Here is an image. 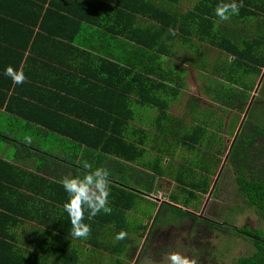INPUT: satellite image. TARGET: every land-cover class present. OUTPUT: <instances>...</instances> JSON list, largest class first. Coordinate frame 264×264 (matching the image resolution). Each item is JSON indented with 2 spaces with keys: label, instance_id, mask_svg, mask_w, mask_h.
<instances>
[{
  "label": "crops",
  "instance_id": "1",
  "mask_svg": "<svg viewBox=\"0 0 264 264\" xmlns=\"http://www.w3.org/2000/svg\"><path fill=\"white\" fill-rule=\"evenodd\" d=\"M161 1L176 18L177 25L162 27L148 16L135 14L132 24L123 26L126 19L120 22L117 17H110L105 9L111 4L105 0H0V93L13 99L10 109L6 107L7 101L0 106V132L19 140L26 138L33 149L57 155L55 159H43L33 156L35 151L28 153L13 142L0 141V160L16 169H2L11 181L0 178V264L105 263L107 252L93 248L89 236H70L71 223L63 208L68 194L59 181L64 176L82 177L86 171L83 161L94 167L97 163L92 162L94 158L88 155L90 148L85 144L50 128H60L57 121L63 118L64 130L72 133L73 126L69 127L67 121L76 118L69 112L76 103L105 106L113 102L119 109L122 99L116 95L107 97L105 89L124 88L123 100L131 108L130 131L140 128L145 132L141 134L143 144L135 143L143 155L132 163L112 156L111 163L115 165L113 162L120 160L133 169L120 176L121 181L159 185L161 190L141 200L154 207L150 209L157 210L160 204L169 203L187 210L188 204L162 200V195H166L162 184L167 181L177 186L175 177L166 171L174 173L183 166L199 172L192 160L201 155L200 151L205 163L210 156H217V151L222 153V137L235 132L236 125L230 121L239 116L244 119L255 100L252 92H256L258 99L261 96L264 67L258 76L244 73L245 86L228 80L227 77L237 79L240 75L234 72L244 71V64L236 63L233 54L212 43L227 38L242 47V37L248 35L243 28L214 18L222 32H209L195 22L196 16H200V6L196 7L200 0ZM144 6L147 10L148 5ZM161 19L170 22L169 15L164 14ZM12 20L16 24H11ZM138 27L153 29L157 38L150 35L152 31L141 37ZM173 30L175 35L171 34ZM9 65L23 70V84H13L4 74ZM143 68H147L145 73L141 72ZM138 76L147 78L149 83ZM218 82L224 85L219 86ZM148 85L150 90L157 85L165 88L148 93ZM225 85L231 98L220 93L226 91ZM252 85L250 91L247 86ZM25 103L60 116L56 118L47 111L20 116L12 113L13 107L18 110ZM87 109V117L100 114ZM33 119H48V127L25 122ZM202 125L207 129L206 136L211 137L209 141L198 140L203 134L198 131ZM79 134L83 137L80 130ZM195 140L203 146L193 144ZM157 158L164 173L153 170ZM218 165L212 168L209 184ZM171 194H167L169 200ZM145 210L140 209V215ZM149 210L145 214L149 215Z\"/></svg>",
  "mask_w": 264,
  "mask_h": 264
},
{
  "label": "trees",
  "instance_id": "2",
  "mask_svg": "<svg viewBox=\"0 0 264 264\" xmlns=\"http://www.w3.org/2000/svg\"><path fill=\"white\" fill-rule=\"evenodd\" d=\"M108 4H111L107 9V13H110V17L118 18L120 22L122 19L126 23L123 26H129L132 24V20L135 18V14H141L143 16H148L149 18L160 22L161 26L167 25H177L176 18L169 13L164 2L161 0H105ZM142 4H140V3ZM222 2H228V0H200L198 11L200 16L197 17L195 22L198 27H205L209 32L220 33L222 32L219 26H216L213 22V19H219L214 12V9L217 4ZM237 3H242V7L240 8L239 15L232 16L229 20L226 21L228 24H232L235 27L239 25L243 28V32L245 35L242 37V47H239L235 42L228 41L225 39H217L213 40L212 43L218 47H223L226 52L231 53L235 56L236 63L244 64L243 69L237 70L234 74H239L240 76L237 79L229 78L235 83H239L243 86L246 83L242 80V76L244 73L247 75L254 74L255 76L260 75L261 68L264 67V0H236ZM148 5V9L145 10L144 5ZM163 5V7H162ZM164 14L169 15L170 22H162V17ZM9 15V14H7ZM13 16V15H12ZM16 24L15 20L11 21V24ZM183 24V21H181ZM187 26H190L189 24ZM203 27V28H204ZM225 29H230L226 28ZM138 32L141 34V37H144L145 33L152 31L150 35L152 37L157 38V33L151 29L147 28V30L138 27ZM141 44H144L142 41ZM113 58V55H110ZM10 59V58H9ZM114 59V58H113ZM18 63V62H16ZM147 68H143L141 72H144ZM247 71V72H245ZM141 75V74H140ZM234 76V75H233ZM139 78L148 81L147 78L143 76H138ZM219 86H223L224 83L218 82ZM264 86V84H263ZM150 85H148V93L154 92L155 90H159L160 88L164 89L162 85H157L150 90ZM117 89H105L107 97L119 96L122 100V107L119 109L115 107L113 102L108 103V105L96 104L92 103L89 105H84L82 103H74L75 109L69 110L76 116L73 120H68L67 124L72 128V133H67L64 130L63 118H60L57 123H59L60 128L50 127L52 130L57 132L58 134L67 136L72 138V140H76L74 142H80L85 144V146L89 147L88 155H90L94 160H97V163L93 165V169H95L98 165L100 167L106 168L110 175L108 177L110 184V194L108 197V204L112 209L110 215L104 214L101 212L98 214L93 220L88 223L91 225V233L89 235V242L93 248L104 249L110 255L114 256L112 263L113 264H122L123 260H133L135 257V251L141 245V238L145 237V233H147L148 223L142 224H133L131 220L128 219V211L137 212L140 214V206L141 200L144 199L143 196H147L149 194H155L157 189H159V185H153V183L147 184H136L131 185L128 182L121 181L120 176L125 173H129L130 170H133L130 166L126 165L124 162L120 161L121 159L126 162H137L143 155V151L139 149L136 144H143L142 135L145 134L142 129H133L131 130V125L129 124V113L131 108H129V103L126 104L123 100L126 90L124 88ZM247 88L251 91L253 85ZM146 90V89H145ZM231 90V89H230ZM232 91V90H231ZM264 93V87L262 88ZM233 92V91H232ZM145 93V92H141ZM81 98V96H79ZM128 100V99H127ZM144 102L146 99H142ZM6 107L9 108V103L11 104L13 99H8L6 93H0V106L6 102ZM50 106L49 104H46ZM89 106V107H88ZM124 106V107H123ZM90 111L96 112L100 111L99 115L87 117L85 113ZM244 108V107H243ZM241 109V111L243 110ZM10 109V108H9ZM14 109V110H13ZM128 111L127 114H124L125 111ZM12 113L17 115H22V113H36L47 111L48 113L59 117L58 113H52V111L40 109L38 106L32 103L21 104L18 110H15L13 107L11 109ZM43 112V113H44ZM104 112V113H102ZM163 114V113H162ZM35 115V114H34ZM104 115V116H103ZM98 116V117H97ZM66 118V117H65ZM56 120V119H54ZM27 123L35 124L36 126H43L44 128L48 127V119H33L32 121H25ZM30 126V125H28ZM83 128L84 130L81 131ZM80 130L82 132L83 137L77 135V132ZM198 131L203 133L198 140L206 139L210 140L211 137H207V129L204 125L199 127ZM264 137V123L259 124L256 121L248 122L244 121L240 127V130L236 134V137L229 148L228 151V159L233 162V166L237 167V173L235 175V182L239 193L244 198L247 205L254 208L257 214L264 220V164H257V161L260 159L259 157L264 155V143L261 145V150L256 151L254 149L257 142ZM13 142L18 147H23L27 149L28 153L35 151L33 156H37L43 159H55L57 155L53 153V151H45V150H35L32 145L26 142V138H21V140L15 138L13 135H7L0 132V141ZM195 140L193 144L203 146V143ZM136 143V144H135ZM201 154V155H200ZM203 152L200 151L199 155L195 160H192V165L198 169L199 172L195 173L192 168H184L180 166L177 170L173 172H166L171 174L177 180V193L182 195V203L187 205L191 202H194L200 198V196L208 193L209 190V181L210 175L212 173V168L217 166L220 162L221 151H217V156H210V161L205 163L202 158ZM112 156L120 159L119 161H112L115 163L113 165L111 163ZM109 163V166H107ZM160 160L155 161L154 163V171L157 174L164 173L160 168L159 164ZM105 165V166H102ZM97 165V166H96ZM146 166V164H143ZM115 166V167H114ZM152 164L150 165V167ZM10 167V169L8 168ZM8 168V171H15L11 165L6 162L0 160V178L5 181H11V178H5L2 169ZM37 170L39 167H35ZM152 169V168H151ZM39 171L44 172L43 169H39ZM8 172V173H9ZM138 173H140L138 171ZM152 176V175H151ZM154 177V176H153ZM152 177V179H153ZM135 184V183H134ZM154 186V188L152 187ZM153 188V189H152ZM175 194V195H174ZM177 194L172 193L170 197V201L179 202L177 200ZM185 197H184V196ZM145 204V203H144ZM164 209L173 213V215L182 216L183 218L197 219L196 216L190 211L183 210L179 207L169 205L168 203H163L162 207L155 219V224L159 220V214ZM143 212V211H141ZM85 213H88L87 210ZM88 215V214H87ZM143 217H148L150 214H143ZM206 225L209 226H217L218 223L210 221L208 219H203ZM105 226V227H104ZM104 227V240L102 235V229ZM155 225L152 226L151 231L154 230ZM124 231L127 233V237L122 241H115L114 237L117 233ZM239 231L249 237L252 240L254 246H257V253H255L254 257L258 258L261 256L263 259L259 263L256 264H264V235L258 229H250L247 227L240 228ZM138 234V236H135ZM148 237L143 246L140 257L137 261V264L140 263L141 256L143 254V250L148 244ZM249 259L247 257H240L237 259L235 264H247Z\"/></svg>",
  "mask_w": 264,
  "mask_h": 264
},
{
  "label": "rangeland",
  "instance_id": "3",
  "mask_svg": "<svg viewBox=\"0 0 264 264\" xmlns=\"http://www.w3.org/2000/svg\"><path fill=\"white\" fill-rule=\"evenodd\" d=\"M263 79L262 76L260 80L263 81ZM225 86L226 91L220 93L231 98L228 93L229 87ZM261 87H264L263 84ZM252 94L255 100H253L244 119L242 120L239 116L236 120L230 121L236 125L235 132L232 135L228 134V137H222L224 140L223 151L219 158L218 168L211 177L208 193L187 205L186 209L193 213L197 219L183 218L163 209L159 214V220L153 224L155 228L148 237V244L143 250L139 264H168L166 256L173 251L196 259L198 264H235L240 257H247L249 259L247 264H256L262 261L261 256L254 257L258 251L257 246H254L252 240L243 235L239 229L243 227L258 229L264 235V220L254 208L247 205L239 193L235 182L237 167L233 166V162L228 159L229 148L243 122L264 123V93L261 89L259 99L256 98V92L255 94L252 92ZM262 143H264V137L257 142L254 149L260 151ZM259 158L257 164L261 166L264 164V155ZM127 182L136 185L133 181ZM161 186L166 193V195H162V200L171 202L167 194L176 193L177 200L183 204L182 195L177 193L178 187L176 185L166 181ZM140 208L147 209L145 210L147 212L154 207L141 202ZM155 211L156 209H150V216L148 217H143L139 213L136 215L128 213V219L133 224L148 223L149 225ZM203 219H208L218 223V225H206L202 222ZM143 239L144 237L141 238V242ZM139 247L135 251V256ZM113 258L114 256L107 253L104 264H113ZM133 261L134 259L121 262L122 264H132Z\"/></svg>",
  "mask_w": 264,
  "mask_h": 264
},
{
  "label": "clouds",
  "instance_id": "4",
  "mask_svg": "<svg viewBox=\"0 0 264 264\" xmlns=\"http://www.w3.org/2000/svg\"><path fill=\"white\" fill-rule=\"evenodd\" d=\"M242 3L236 0H228L216 5L214 12L220 21H227L232 16L239 15ZM172 35H175L173 30ZM6 76L10 77L13 84H23L26 76L22 69L16 70L12 66L5 69ZM30 142V141H29ZM85 174L82 177L64 176L59 183L68 194V200L64 203V211L68 214L71 223L70 236L73 239H87L91 233V225L85 223V211L87 210L89 221L103 212L110 215L112 212L108 204L110 194L108 179L110 173L104 167H96L88 161H83ZM127 237V233L121 231L114 237L115 241H122ZM168 264H198L196 259L190 258L180 252H169L166 256Z\"/></svg>",
  "mask_w": 264,
  "mask_h": 264
},
{
  "label": "water",
  "instance_id": "5",
  "mask_svg": "<svg viewBox=\"0 0 264 264\" xmlns=\"http://www.w3.org/2000/svg\"><path fill=\"white\" fill-rule=\"evenodd\" d=\"M232 143H233V142H232ZM224 162H225V161H224ZM213 186H214V184L212 185V188H213ZM212 188H211V190H212ZM168 204H169V203H168ZM161 205H162V204H160V205L158 206L157 210H156V213H155V215H154V217H153V220H152V222L150 223V225H149V227H148L147 233H146V235H145V237H144V239H143V241H142V243H141V245H140V247H139V249H138V251H137V254H136V256H135L134 261H133L132 264H137V261H138V259H139V256H140L141 252H142L143 246H144V244H145V242H146V240H147V237H148L149 232H150L151 229H152V226H153V224H154V222H155V219H156L157 214H158V212H159V210H160V208H161ZM170 205H171V204H170ZM183 210H185V209H183ZM186 211H187V210H186Z\"/></svg>",
  "mask_w": 264,
  "mask_h": 264
}]
</instances>
